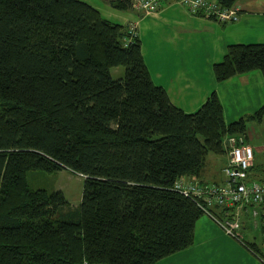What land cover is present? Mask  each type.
<instances>
[{"label":"trees","instance_id":"1","mask_svg":"<svg viewBox=\"0 0 264 264\" xmlns=\"http://www.w3.org/2000/svg\"><path fill=\"white\" fill-rule=\"evenodd\" d=\"M136 1L109 0L123 12ZM205 1L237 20L206 18L240 21L241 0ZM119 67L125 77L114 80ZM255 71L264 76V43L230 45L213 66L218 83ZM263 118L264 102L228 125L216 92L186 113L153 82L134 29L90 4L0 0V264H157L187 250L209 215L176 184L200 179L209 156ZM63 170L85 179L78 209L60 191L29 187V172ZM263 180L255 151L248 182ZM256 208L243 209L253 218Z\"/></svg>","mask_w":264,"mask_h":264},{"label":"crops","instance_id":"2","mask_svg":"<svg viewBox=\"0 0 264 264\" xmlns=\"http://www.w3.org/2000/svg\"><path fill=\"white\" fill-rule=\"evenodd\" d=\"M249 2L239 1L243 14L235 24H222L203 16L191 15L176 0L164 1L152 16H145L136 10L126 12L124 25L134 29L142 41L145 63L153 82L163 87L171 102L186 113L197 112L214 92L222 102L224 86L249 85L251 76L256 74L238 76L225 83H218L213 74V66L223 60L228 46L262 43L263 36L254 30L259 29L256 26L264 24V0ZM256 18L259 19L254 22ZM154 37L159 39L158 46L152 43ZM244 138L249 143L247 137ZM222 157L224 163L220 170L209 168L206 163L200 179L187 181L224 184L226 177L223 170L228 164V157L227 154ZM241 215L242 241L227 236L215 220L205 215L197 223L194 244L157 264H264L250 247L255 245L264 252L262 219H253L250 210L243 209ZM257 233L261 234L262 249L256 243ZM248 238L250 242H245Z\"/></svg>","mask_w":264,"mask_h":264},{"label":"built area","instance_id":"3","mask_svg":"<svg viewBox=\"0 0 264 264\" xmlns=\"http://www.w3.org/2000/svg\"><path fill=\"white\" fill-rule=\"evenodd\" d=\"M165 0H137L134 9L141 11L143 15L150 16L158 12ZM191 14L202 13L205 17L216 18L221 22L236 21V10L222 11L215 3L205 0H177ZM228 164L223 173L226 182L222 185H202L200 183L180 180L175 190L185 197H190L200 202V206L213 220H215L226 235L237 240L242 239L241 211L246 205L259 207L251 213L253 218H258L260 211L264 222V180L249 183V171L255 162V149L249 145L245 138H228L225 142ZM237 209V213L231 218L229 213L226 219L219 220L213 215L211 209Z\"/></svg>","mask_w":264,"mask_h":264},{"label":"rangeland","instance_id":"4","mask_svg":"<svg viewBox=\"0 0 264 264\" xmlns=\"http://www.w3.org/2000/svg\"><path fill=\"white\" fill-rule=\"evenodd\" d=\"M90 4L99 10L105 19L118 24H126L124 22L126 12L119 11L111 7L109 0H79ZM251 0H241V3H250ZM241 4H238L240 6ZM250 12V11H248ZM152 16V15H150ZM259 18L253 20L257 22ZM254 32L263 37L264 43V24L256 26ZM152 43L158 46L159 39L154 37ZM251 44V43H246ZM256 44V43H255ZM111 76L114 80H120L125 77L126 71L124 67L111 69ZM251 76L249 85L228 84L221 91L222 103L225 109L226 123L232 124L239 121L241 118H248L247 114H254L264 102V76L261 71ZM237 83V82H235ZM246 137L249 144L255 149L259 163L264 161V118L262 122L248 121ZM217 161V165L215 160ZM209 168L214 167L215 170H220L224 163L222 156L211 155L208 157ZM29 187L32 190H46L49 194L54 192H62L67 199L72 209H78L81 205L84 194L85 179L71 171L63 170L55 173H47L44 171H31L27 175ZM244 237V235H243ZM256 243L262 249L261 234L255 235ZM250 238L245 239V242H250Z\"/></svg>","mask_w":264,"mask_h":264}]
</instances>
